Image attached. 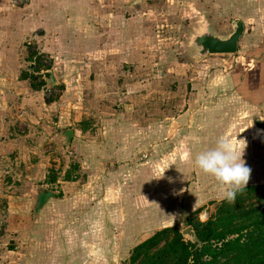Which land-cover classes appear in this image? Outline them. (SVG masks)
<instances>
[{
    "label": "rangeland",
    "instance_id": "rangeland-1",
    "mask_svg": "<svg viewBox=\"0 0 264 264\" xmlns=\"http://www.w3.org/2000/svg\"><path fill=\"white\" fill-rule=\"evenodd\" d=\"M236 20V53L201 54ZM263 56L264 0H0V264H129L172 226L195 242L223 201L196 154L228 135L264 184V107L242 103Z\"/></svg>",
    "mask_w": 264,
    "mask_h": 264
},
{
    "label": "trees",
    "instance_id": "trees-1",
    "mask_svg": "<svg viewBox=\"0 0 264 264\" xmlns=\"http://www.w3.org/2000/svg\"><path fill=\"white\" fill-rule=\"evenodd\" d=\"M31 76L22 73L32 88L43 86ZM192 226L197 242L185 241L177 226L163 228L133 248L129 264H264V184L247 185Z\"/></svg>",
    "mask_w": 264,
    "mask_h": 264
},
{
    "label": "clouds",
    "instance_id": "clouds-1",
    "mask_svg": "<svg viewBox=\"0 0 264 264\" xmlns=\"http://www.w3.org/2000/svg\"><path fill=\"white\" fill-rule=\"evenodd\" d=\"M244 148L230 136L221 135L214 147L199 152L194 158L195 167L213 176L222 186L221 199L229 203L235 202L237 193L246 188L250 178L251 169L243 159Z\"/></svg>",
    "mask_w": 264,
    "mask_h": 264
},
{
    "label": "water",
    "instance_id": "water-1",
    "mask_svg": "<svg viewBox=\"0 0 264 264\" xmlns=\"http://www.w3.org/2000/svg\"><path fill=\"white\" fill-rule=\"evenodd\" d=\"M233 32L228 37H220L212 32H202L200 35L194 37V43L199 47L201 54H234L238 50V43L244 33V25L240 20L235 21ZM52 76V80H53ZM47 195L46 197H48ZM45 203L43 198L40 199L39 204ZM184 233V232H183ZM183 233L182 236H183ZM186 233H192L187 230ZM195 242L198 241L195 231L193 229ZM184 237V236H183Z\"/></svg>",
    "mask_w": 264,
    "mask_h": 264
},
{
    "label": "crops",
    "instance_id": "crops-1",
    "mask_svg": "<svg viewBox=\"0 0 264 264\" xmlns=\"http://www.w3.org/2000/svg\"><path fill=\"white\" fill-rule=\"evenodd\" d=\"M262 58H264V56ZM257 68L259 70V72H258L259 83H258V86L253 89V91L256 92L258 99H256V98L254 99L251 96H250V98L244 96L245 99H243V102H242L244 105L243 108L253 109L251 116L258 115L259 111L261 110V107H264V59L257 63ZM254 122H255L257 129L262 131L264 134V118H256ZM258 124H262L263 127H260V125H258ZM244 154L247 156V163L249 164L250 163L249 150L244 149ZM46 206L47 205H45L41 211H44ZM54 208H55V206L53 205L52 209H54Z\"/></svg>",
    "mask_w": 264,
    "mask_h": 264
}]
</instances>
